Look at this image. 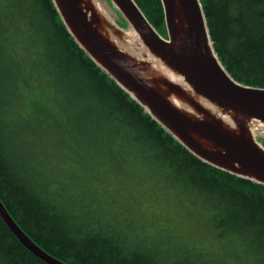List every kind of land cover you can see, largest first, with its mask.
<instances>
[{
	"label": "trees",
	"instance_id": "trees-1",
	"mask_svg": "<svg viewBox=\"0 0 264 264\" xmlns=\"http://www.w3.org/2000/svg\"><path fill=\"white\" fill-rule=\"evenodd\" d=\"M133 1L166 38L160 0ZM199 2L227 73L264 88V0ZM9 84L13 99L0 106V200L46 253L66 264H264V185L192 155L93 63L51 0H0V86ZM18 101L16 114L9 106ZM14 119L19 141H44L34 150L39 159L19 162V172L4 151ZM65 179L78 188L53 189ZM116 189L147 225L158 223L149 201L164 205L169 222L172 213L191 218L193 248L129 231L131 221L104 209ZM75 193L96 200L88 212ZM0 264H45L1 218Z\"/></svg>",
	"mask_w": 264,
	"mask_h": 264
},
{
	"label": "water",
	"instance_id": "water-1",
	"mask_svg": "<svg viewBox=\"0 0 264 264\" xmlns=\"http://www.w3.org/2000/svg\"><path fill=\"white\" fill-rule=\"evenodd\" d=\"M51 1L93 63L192 155L264 185V148L256 140L257 133L264 135V88L242 85L227 73L213 49L199 0H160L166 38L133 0H109L126 28L97 0ZM0 218L36 258L66 264L36 245L1 200Z\"/></svg>",
	"mask_w": 264,
	"mask_h": 264
},
{
	"label": "rangeland",
	"instance_id": "rangeland-1",
	"mask_svg": "<svg viewBox=\"0 0 264 264\" xmlns=\"http://www.w3.org/2000/svg\"><path fill=\"white\" fill-rule=\"evenodd\" d=\"M97 2L99 7L108 10L109 14H112L113 12L116 13V11L114 10V6L109 0H106V3L108 5L105 3L104 0H97ZM108 6L112 8L113 11H111ZM117 17L119 18L117 24L119 26L123 24L124 25L123 28H126V24L121 18V16L117 14ZM11 87H12L11 84H9V86H0V106L4 104V101H8L7 102L8 105L9 102L13 99V96L11 97V93L9 94L8 92V90H11ZM17 105H19V101L14 103L12 106H9V110L12 111V109H14L16 111V109H18L19 111V108H17L19 106ZM34 117H35V113H33V118ZM7 126L9 127L8 130L9 132L7 133V139L4 141L5 155L9 161H13L15 164H17L15 165V167L16 170L19 172V162L25 164V161H27L28 163V161L31 160V164L28 163V165L32 166V162L39 159V156L41 155L37 154L34 150L38 151V153H41L40 151L41 142L44 141H19V119H14L12 123L8 122ZM15 131L17 133H14ZM256 137L258 140L257 142L264 148V135L257 133ZM75 161L80 162L81 160L76 158ZM33 168L30 170V172H34L35 168L34 169ZM20 171L22 172V174L28 173L26 167H24V169ZM78 185H79L78 182L75 180L72 181L65 179L63 181H57V183L54 184L53 189L56 190V189L64 188L66 190L69 189L74 191L78 188ZM116 191L117 189L115 190L114 193H112L113 195L110 194V196L112 195V198L104 205V209L105 206H108L113 210L120 212L127 220L131 221L133 223V226H131V229L129 231L138 232L139 234L142 233L141 235L146 240L148 241L154 240L158 244H161L165 247L179 246L182 249H186V250H191L193 248L194 222L193 220H191V218L183 214L181 215L177 213V215H174V213H172V217L169 222L167 219V213L164 210H162L163 209L162 207H164V205L149 201L150 204H153L152 206L153 208L152 209L150 208L148 210V211L151 210L149 214L151 215V218H154L158 223H155L154 225H147L145 223L146 217L142 220L141 215L138 214L137 211L134 212L133 207L128 205L127 201L124 198L121 199L119 197L120 193ZM73 198L82 199V197H79V195L76 193L73 196ZM81 199H77L78 203L76 202V204L79 205L80 208L85 206V212H88L87 207H90L89 204L91 202L93 203L96 202V200H92L89 197L84 198L83 200L84 202H82ZM156 204L161 206L158 207ZM72 206L70 207L72 208ZM93 208H95V206H92V209ZM152 213L154 214V216H152ZM168 225H173L174 227L177 228V230L168 229L167 228Z\"/></svg>",
	"mask_w": 264,
	"mask_h": 264
},
{
	"label": "bare ground",
	"instance_id": "bare-ground-1",
	"mask_svg": "<svg viewBox=\"0 0 264 264\" xmlns=\"http://www.w3.org/2000/svg\"><path fill=\"white\" fill-rule=\"evenodd\" d=\"M130 36L134 37V39H135V35L130 34ZM132 37H130V38H132Z\"/></svg>",
	"mask_w": 264,
	"mask_h": 264
}]
</instances>
